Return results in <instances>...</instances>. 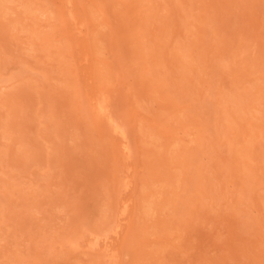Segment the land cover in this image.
I'll return each instance as SVG.
<instances>
[{"label":"rangeland","instance_id":"obj_1","mask_svg":"<svg viewBox=\"0 0 264 264\" xmlns=\"http://www.w3.org/2000/svg\"><path fill=\"white\" fill-rule=\"evenodd\" d=\"M0 264H264V0H0Z\"/></svg>","mask_w":264,"mask_h":264}]
</instances>
